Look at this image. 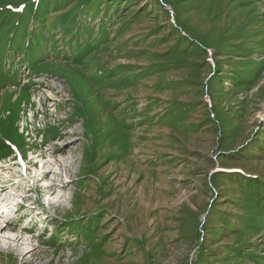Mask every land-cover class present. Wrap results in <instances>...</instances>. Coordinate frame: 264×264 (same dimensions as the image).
Returning <instances> with one entry per match:
<instances>
[{
    "label": "rangeland",
    "instance_id": "374dc122",
    "mask_svg": "<svg viewBox=\"0 0 264 264\" xmlns=\"http://www.w3.org/2000/svg\"><path fill=\"white\" fill-rule=\"evenodd\" d=\"M84 1L40 0L38 75L2 54L0 264H264V0Z\"/></svg>",
    "mask_w": 264,
    "mask_h": 264
},
{
    "label": "trees",
    "instance_id": "16d2710c",
    "mask_svg": "<svg viewBox=\"0 0 264 264\" xmlns=\"http://www.w3.org/2000/svg\"><path fill=\"white\" fill-rule=\"evenodd\" d=\"M92 0H86L83 3V6H87L90 7L92 5V2H90ZM126 2H132L134 0H125ZM104 2V0H100L99 4H102ZM140 3V2H139ZM154 3H156V1L154 0ZM21 4V3H20ZM159 6L161 5L160 2L157 3ZM13 5H17V4H9V3H0V32L3 30V32H8L9 34H11V31L14 32H19V34H28L29 36V40L27 42H25V46L23 48V50L20 51V56L22 58H25L27 65H31L33 64V62L40 60L42 58H46L48 57L49 53L53 54V51H56L57 48H53L51 50H47L43 53V55L37 59V56L35 54L34 51V44L39 42V41H43L46 42L48 39L46 37H44V35L40 32L36 31V27H42L45 29H49L50 27H55V26H60L62 28L66 27V22H59V23H55V24H51L50 19L51 18H47L46 20H41L40 17L42 14L44 13H49L50 10L46 7L44 2H41L40 4V0H27L23 3L24 10L22 13H16L15 9L16 7H14ZM12 6V7H10ZM138 5H136L137 7ZM162 6V5H161ZM160 6V7H161ZM164 9V8H163ZM59 12V13H58ZM56 13L60 14V11H57ZM37 15L39 18H37ZM25 16V17H23ZM23 17V18H22ZM52 21V19H51ZM79 21L75 22V25H79L78 24ZM76 28H80V26H75ZM88 31V30H85ZM85 36L82 35L80 37V40L84 39ZM77 39L76 35H73L70 37V40L75 41ZM87 39V38H85ZM10 45V43H9ZM4 45L0 44V50H4ZM54 55V54H53ZM1 57V56H0ZM255 196L256 194H250ZM251 201H248V204H253L250 203L253 200L250 199ZM256 205V202H254ZM92 224V223H91ZM78 225H80L79 223L75 222L73 224H69L70 227L74 228V227H78ZM94 225V224H92ZM80 235V236H90L92 234V229L88 226H83L81 228L78 227V229L76 230Z\"/></svg>",
    "mask_w": 264,
    "mask_h": 264
},
{
    "label": "bare ground",
    "instance_id": "6f19581e",
    "mask_svg": "<svg viewBox=\"0 0 264 264\" xmlns=\"http://www.w3.org/2000/svg\"><path fill=\"white\" fill-rule=\"evenodd\" d=\"M229 20H231V19H229ZM51 98V97H50ZM54 99V98H53ZM66 101V100H65ZM53 106V105H52ZM56 106V105H55ZM66 120V119H65ZM60 127V126H59ZM147 129V128H146ZM159 130V129H158ZM160 131V130H159ZM146 132V131H145ZM148 132V131H147ZM150 133V132H149ZM154 133V132H153ZM139 134V133H138ZM141 134V133H140ZM151 134V133H150ZM149 134V135H150ZM155 134V133H154ZM164 134V133H163ZM148 135V136H149ZM158 135V134H157ZM167 135V134H166ZM165 135V136H166ZM140 137V136H139ZM161 137H163V136H161ZM75 138V136H74V132H70V131H68V129L67 128H63L62 129V131H61V133L58 135V136H56L55 138H53V139H49L50 141H52L53 143L51 144V145H48V147L47 148H45V149H43L42 151H41V154L43 155V157H45V159H46V161H45V165L43 166L42 165V170H40L39 172H36L35 174L37 175V177H38V181L39 182H41L42 180H44V179H47L48 178V176H49V174L51 173V172H53L55 175L57 174V172H55V171H48L49 169H51V167H52V164H54V163H58L59 164V168H62L63 167V165L61 164V162H60V159H62V157L60 156V157H56L55 156V153L53 152V150H54V147H56V146H61V148H63V152L61 151V152H59L61 155H64V153H66V152H69V150H71L70 148H69V141H71V140H73ZM148 138V137H147ZM157 138V137H156ZM164 138V137H163ZM133 145H135L134 143H133ZM132 145V146H133ZM158 145H159V143H158ZM75 150V149H74ZM137 156V155H136ZM143 156H145V154L143 155ZM144 158V157H143ZM53 159V160H52ZM130 159V158H129ZM144 160V159H143ZM31 162V161H30ZM134 162V161H133ZM132 162V163H133ZM127 163H128V161H127ZM141 163V162H140ZM131 164V163H130ZM3 165H0V177H1V175H2V171H4V170H7L8 168H7V166H4V167H2ZM139 166V165H138ZM2 167V168H1ZM33 167H34V165H33ZM65 167V166H64ZM136 167V166H135ZM60 172V171H59ZM62 172V171H61ZM120 173V172H119ZM3 180V182H1ZM1 181H0V194L4 191L2 188H3V185L4 184H7L8 182H9V178H5V179H2ZM51 181H53L54 182V180L52 179ZM63 181V180H62ZM56 186V184H47L46 186H45V189L47 190V191H51V192H53V193H55L54 191H55V189H54V187ZM60 186V185H59ZM63 187V186H62ZM11 195H13V194H11ZM11 201H12V199L11 200H9V202L8 203H11ZM0 210H3V209H0ZM3 213L0 211V216L2 215ZM8 214V213H7ZM9 215V214H8ZM5 217V219H7V215H5L4 216ZM9 225H7L6 227H8ZM3 230V228L0 226V232ZM20 239V236H17L15 239L14 238H12V239H9V240H12V241H17V240H19ZM23 240V239H22ZM21 240V241H22Z\"/></svg>",
    "mask_w": 264,
    "mask_h": 264
}]
</instances>
